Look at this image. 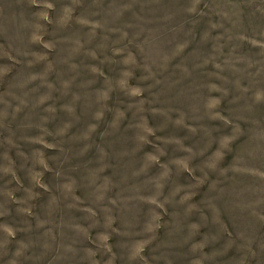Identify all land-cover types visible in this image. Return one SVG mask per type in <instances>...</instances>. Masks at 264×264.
Masks as SVG:
<instances>
[{
    "label": "rangeland",
    "instance_id": "rangeland-1",
    "mask_svg": "<svg viewBox=\"0 0 264 264\" xmlns=\"http://www.w3.org/2000/svg\"><path fill=\"white\" fill-rule=\"evenodd\" d=\"M0 264H264V0H0Z\"/></svg>",
    "mask_w": 264,
    "mask_h": 264
}]
</instances>
